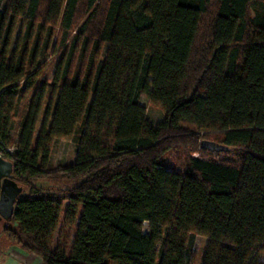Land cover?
<instances>
[{
	"label": "trees",
	"instance_id": "trees-1",
	"mask_svg": "<svg viewBox=\"0 0 264 264\" xmlns=\"http://www.w3.org/2000/svg\"><path fill=\"white\" fill-rule=\"evenodd\" d=\"M14 129L3 234L43 264H192L198 236L201 264H264V0H0V140ZM63 138L76 160L53 167Z\"/></svg>",
	"mask_w": 264,
	"mask_h": 264
},
{
	"label": "rangeland",
	"instance_id": "rangeland-1",
	"mask_svg": "<svg viewBox=\"0 0 264 264\" xmlns=\"http://www.w3.org/2000/svg\"><path fill=\"white\" fill-rule=\"evenodd\" d=\"M26 28L27 27L25 25L24 26L22 25L21 21L18 22V24L16 25L15 33H14L13 42L16 41L17 37L20 34H24L26 32ZM54 43H55V40L50 45L49 49L46 50L45 55H43L44 48L39 49V52L37 54V59L38 61H40L39 62L40 65H45L43 69V76L41 78L44 81H52L57 63L59 59L61 58L62 52L56 53L54 51ZM141 103L142 105L146 107L148 117L153 123H158L165 119L164 110L161 107L152 104L147 94L142 95ZM42 118L43 116L41 115L40 121ZM41 123L42 122L38 123V128H40ZM12 136L14 138V142L10 143V145L15 147L16 146L15 141L17 139L16 129L13 130ZM52 147L53 148H52L50 164L53 167H58L60 164L72 163L76 160L77 143L74 139H64V138L57 139L55 140ZM195 155H199V153L196 152ZM217 156H222V154L221 155L219 154ZM34 183L39 186H43L45 187V189H48V190H55V189L61 188L62 186L64 187L68 185V183H65V182L62 183L53 178H44L43 180L37 181ZM66 206L67 205H65L64 209L66 208ZM61 228H62V225H60V227L58 228L57 235L61 233ZM145 230L146 231L149 230V225L147 222L145 223ZM207 241L208 239L206 237L198 236L196 244H195V253H194V259H193L192 264H201ZM13 245H14L13 243H11L5 238V235L3 234V225L2 223H0V264H5V261L7 260V257H8V253L11 251V246ZM13 254L15 255L14 252Z\"/></svg>",
	"mask_w": 264,
	"mask_h": 264
},
{
	"label": "water",
	"instance_id": "water-1",
	"mask_svg": "<svg viewBox=\"0 0 264 264\" xmlns=\"http://www.w3.org/2000/svg\"><path fill=\"white\" fill-rule=\"evenodd\" d=\"M202 147L210 151H227L229 147L212 140H204ZM24 186L14 177V163L0 153V223L12 218L15 204L23 194Z\"/></svg>",
	"mask_w": 264,
	"mask_h": 264
},
{
	"label": "crops",
	"instance_id": "crops-1",
	"mask_svg": "<svg viewBox=\"0 0 264 264\" xmlns=\"http://www.w3.org/2000/svg\"><path fill=\"white\" fill-rule=\"evenodd\" d=\"M60 235V234H59ZM59 235L56 236L58 240ZM15 253V255L13 254ZM5 264H43V260L36 254L26 253L22 251L18 246H11V251L8 253Z\"/></svg>",
	"mask_w": 264,
	"mask_h": 264
},
{
	"label": "built area",
	"instance_id": "built-area-1",
	"mask_svg": "<svg viewBox=\"0 0 264 264\" xmlns=\"http://www.w3.org/2000/svg\"><path fill=\"white\" fill-rule=\"evenodd\" d=\"M15 150V147L12 145L7 144L5 141L0 140V153H13Z\"/></svg>",
	"mask_w": 264,
	"mask_h": 264
}]
</instances>
